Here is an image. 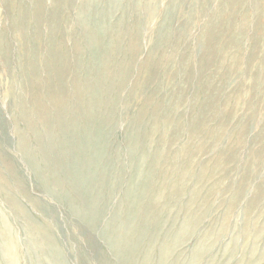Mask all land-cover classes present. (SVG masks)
Wrapping results in <instances>:
<instances>
[{
    "label": "rangeland",
    "instance_id": "rangeland-1",
    "mask_svg": "<svg viewBox=\"0 0 264 264\" xmlns=\"http://www.w3.org/2000/svg\"><path fill=\"white\" fill-rule=\"evenodd\" d=\"M0 33V153L27 196L0 182V264H118L113 214L149 221L119 249L137 264H264V0H0ZM29 91L105 137L95 226L63 171L47 185L20 158Z\"/></svg>",
    "mask_w": 264,
    "mask_h": 264
},
{
    "label": "bare ground",
    "instance_id": "bare-ground-1",
    "mask_svg": "<svg viewBox=\"0 0 264 264\" xmlns=\"http://www.w3.org/2000/svg\"><path fill=\"white\" fill-rule=\"evenodd\" d=\"M82 20L80 22H82ZM89 33H91V32H89ZM86 34H88V33H86ZM4 36L5 35L3 33L2 34L0 33V45L3 44V42L5 41ZM88 36L89 35H87V37ZM5 51H6V49H5ZM32 58H33V56H32ZM32 58H31V60H32V64H33ZM95 58H97V57H95ZM100 60H101V58H100ZM82 63H81V65H82ZM73 64H74V61H73ZM33 67H34V64H33ZM34 70H35V67H34ZM91 75H92V77L94 76L93 74H91ZM113 77H114V75H113ZM97 78H98V76H97ZM93 79L95 80V78H93ZM95 81H97V80H95ZM37 83H35L34 85L32 84L33 89L37 86ZM30 93L31 92L29 91V94ZM91 94L96 95L95 92H93V91H91ZM30 98L31 99L29 102V106H30L31 110H28V111L25 110L22 112L20 111L21 112V120L22 119L24 120L27 118L29 119L25 125L26 131L24 132V127L22 126L21 129H23L24 133H20L18 136V141H19V147L18 148H19V152H20V156H21L20 158L29 164L32 171H34L35 173L37 172L36 174L38 175L39 180H41V183H45L47 185H49V183H53V184L57 185L58 187L63 186L64 183L60 181L61 179H59V176H58L60 174L59 173L57 174V172H56V171H58L57 169H60L61 171H63L62 173H63V176L66 180V183H65L66 189L65 190L68 191V193L70 195L67 196V195L61 194V196H60L61 201H62V197L65 200H66V198H69L68 205L70 204L71 210L77 213L76 216H80L82 218V220L86 221V223H89L90 226H95L97 223V220L99 221L104 217L106 211L108 210L107 205L110 203V200H109L107 205H106L105 202L102 201V198H100V196H99V194H103V192H106L104 189V186H105L104 184L108 181V177H109V169L106 167V164L103 163L102 161L100 162V160H98L100 158L98 156H100V155L103 156V151L105 148V141H104L105 137L102 136L103 134H101V133L88 131L86 129L87 125H85L86 127L85 126L84 127H81V126L77 127L75 125L76 119H74V116L77 115V113L76 112L73 113L71 111V109L68 108L62 114L61 110L59 108L60 107L59 105L60 104L63 105V103L56 104L57 105L56 106L57 112H56L52 106H48V107L43 106L42 105V99L40 100L37 96L32 95V97H31V94H30ZM81 102H83V104H85V105L86 104L88 105V100L82 99ZM21 107H23V109H25L26 106L24 104H22V105L19 104V108H21ZM26 108H28V107H26ZM20 110H22V109H20ZM45 110L48 111V114H44ZM76 110L78 111L77 108H76ZM72 142L73 143L79 142L82 146H77V148L74 146V148H72L73 147ZM0 146H2V145H0ZM53 151H54V153H53ZM108 153H110V152H108ZM9 155H11V154H9ZM94 156L98 157L96 160V165H94L92 163V160L93 161L95 160ZM80 157H82L83 159L79 163ZM8 158H9V156H7L6 153L2 152V149H1V153H0V182H1V185L3 187V191L5 194H7L6 192H8L10 190L14 191L16 189L15 188V186H16L18 188L17 190H21L25 195L24 197L27 198V196L24 192V189L23 188L21 189V185H22L21 177H22V175L20 173V170H19L17 164L13 161L11 162L10 160H8ZM104 159H106V158H104ZM118 165H119V163H118ZM42 168L46 172L47 171L48 172L43 173L41 170ZM51 174H53V175H51ZM51 179L53 180V182H49ZM17 184H18V186H17ZM133 192H134V189L132 187L127 190V193L130 195V200L128 202V204L131 207L130 212H129L130 214L133 213V211L135 213V210H136V209H132V207H133L132 205L135 203V199L131 198V196L134 195ZM159 203H160V201H159ZM99 217H100V219H99ZM113 218L114 219L112 222L109 221L107 223V225L104 224V227L107 226V228L108 227H110V228L116 227L117 228V230L110 231L111 235L115 234V233H119L120 240L110 242V246L112 248L113 256L117 259L118 264H137L138 262L135 259L134 253L128 252V253L124 254L123 251L119 250V249L126 246L127 244H129V242L127 240V236H128L127 234H129L128 232H130L131 230H135L138 227L139 230H142L141 233H145V234L148 233V231L150 229L148 226L149 221L146 218L143 219L144 225L140 226L137 221H133L132 223H126L125 221L120 220L119 216H116V214H113ZM114 239H117V238L114 236ZM151 241L152 242H150L149 244H151L152 249H153V244H155L156 238L151 240ZM201 242H203V241H201ZM200 245H201V243H200ZM201 247L203 248V246H201ZM170 249H172V248H170ZM170 249H167L168 253L170 252ZM199 249L201 250L200 247H199ZM195 250L197 251L198 248L197 249L195 248ZM207 250H205V251H207ZM199 251H198V255H200ZM41 253L43 254V253H45V251H43V252L41 251ZM171 254L172 253H170V256H171ZM199 261L200 260H197V263ZM168 263L169 262H167L166 264H168ZM145 264H147V262Z\"/></svg>",
    "mask_w": 264,
    "mask_h": 264
}]
</instances>
